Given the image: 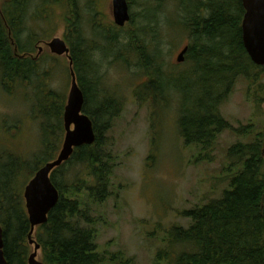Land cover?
Listing matches in <instances>:
<instances>
[{
    "label": "rangeland",
    "instance_id": "rangeland-1",
    "mask_svg": "<svg viewBox=\"0 0 264 264\" xmlns=\"http://www.w3.org/2000/svg\"><path fill=\"white\" fill-rule=\"evenodd\" d=\"M89 2L82 0L80 4L83 34L88 47L97 45L99 49L89 58L91 67L86 77L101 92V101L105 97L114 98L121 106L102 142L103 150L112 156L110 197L103 203L87 201L85 196L81 201L91 208L95 242L108 261L114 260L109 264L128 261L157 264L158 253L167 247L168 231L173 227L187 229L191 224L182 213L221 199L230 189V178L238 172L236 157H229L230 149L264 135V72L253 86L243 78L234 83L220 107L231 129L217 138L213 148L201 150L187 144L180 135L179 101L162 89L176 85L180 100L179 91L186 90L191 82L190 62L185 60L179 64L177 59L190 44L188 30L182 27L184 13L180 7L195 1L128 0L133 19L123 28L114 23L112 0H97L100 15L91 10ZM64 15V7L45 8L36 0L29 10L27 24L21 29L27 27L24 44L30 35L36 36L32 55L40 62L48 89L58 94L61 102L64 99L66 106L71 88L70 62L66 56L53 55L46 45L55 37L64 39ZM110 27L116 28L122 41L109 50L103 35L111 36ZM132 35L149 46L154 59L157 49V62L166 76L187 71L184 78L162 77L164 85L161 89L156 86L157 103L145 96L143 87L150 78L140 67L136 53L127 50L126 38ZM148 92L155 94V85ZM35 104L32 88H18L9 94L0 82V182L17 162L23 161L32 168L45 164L48 155L43 146V126L57 130L63 123L64 128V114L56 120L40 118ZM105 123V119L100 121V125ZM56 136L60 137V143L54 146L57 150L51 161L62 148L65 130L57 131ZM49 139L54 141V137ZM28 170L18 173L16 183L24 206L25 187L38 171ZM58 175L60 179L64 175L63 182L72 184L85 177L86 169L80 165L67 166ZM187 250L184 246L180 249ZM33 252L34 246H30L29 256ZM38 258L42 259L41 251Z\"/></svg>",
    "mask_w": 264,
    "mask_h": 264
},
{
    "label": "trees",
    "instance_id": "trees-1",
    "mask_svg": "<svg viewBox=\"0 0 264 264\" xmlns=\"http://www.w3.org/2000/svg\"><path fill=\"white\" fill-rule=\"evenodd\" d=\"M34 1L0 0V82L9 94L18 88H32L37 116L56 120L64 114L65 101L61 102L60 96L48 89L40 62L32 55L36 36L30 35L28 43L23 42L27 27L24 30L21 27L27 24ZM81 1L38 0L45 8L53 5L66 10L63 16L64 40L70 48L74 70L85 95L84 113L93 121L97 135L94 145L76 149L72 158L52 174L60 200L50 213L48 222L37 228L34 236L41 246V260L46 264H109L114 261H108L100 253L95 242V220L90 217L91 208L81 199L85 196L87 201L103 203L110 197L112 156L103 150L102 142L110 121L118 115L121 105L114 98L105 97L101 101V92L87 80L91 67L89 58L99 48L97 45L87 46L82 29ZM194 1L180 7L184 13L182 27L188 30L190 38L185 60L190 62L192 69L188 88L179 91L180 100L176 85L164 88L161 81L163 76L168 80L187 77V71L166 76L157 62V49L154 59L149 46L133 35L126 38L129 42L127 50L136 53L140 67L150 78L143 87L145 96L157 103L156 86L160 89L163 86L168 94L175 95L180 104V135L187 144L209 150L224 131L231 129L220 107L234 83L243 78L253 86L258 83L264 68L251 61L243 44L242 18L245 9L242 0ZM89 3L91 10L100 15L97 0H90ZM109 31L113 35L104 34L103 41L110 50L122 39L117 35L116 28L110 27ZM154 85L155 94L148 92V88ZM91 105H96V108ZM104 119L106 123L100 125ZM56 129L43 126V146L48 155L45 164L54 158L53 152L57 150L54 146L60 143L56 133L59 130L64 132L63 123ZM49 137H54V141ZM262 138L264 135L260 134L251 143L238 144L230 149L229 157H236L235 165L238 167V172L230 178V189L224 192L221 199L182 213L184 218L191 220V224L187 229L173 227L168 231L167 247L158 253L157 264H264ZM15 164L17 166L6 172L0 182V224L4 228V251L8 264H28L30 222L16 183L20 171L29 169L36 172L45 164H36L33 168L23 161ZM74 165L84 166L86 175L72 184H66L63 182L64 175L60 179L58 174L63 168ZM182 246L189 250L180 251ZM129 263L131 261L126 264Z\"/></svg>",
    "mask_w": 264,
    "mask_h": 264
},
{
    "label": "water",
    "instance_id": "water-1",
    "mask_svg": "<svg viewBox=\"0 0 264 264\" xmlns=\"http://www.w3.org/2000/svg\"><path fill=\"white\" fill-rule=\"evenodd\" d=\"M242 3L245 9L242 21L244 47L251 61L264 68V0H242ZM112 6L115 25L119 28L125 27L131 21L128 0H112ZM46 45L53 55L68 58L71 88L64 111L65 138L62 148L56 159L46 163L36 172L24 190L25 208L30 222L28 241L34 246V252L28 257V264H46L38 258L41 246L34 236L37 228L48 222L50 213L60 200L59 190L52 181L53 172L67 163L76 149L92 146L97 140L93 121L84 113L85 95L79 85L67 42L63 38L55 37ZM188 50L189 48L185 47L179 54V64L185 61ZM4 249V228L0 224V264H8Z\"/></svg>",
    "mask_w": 264,
    "mask_h": 264
},
{
    "label": "bare ground",
    "instance_id": "bare-ground-1",
    "mask_svg": "<svg viewBox=\"0 0 264 264\" xmlns=\"http://www.w3.org/2000/svg\"><path fill=\"white\" fill-rule=\"evenodd\" d=\"M187 47H189V46H187Z\"/></svg>",
    "mask_w": 264,
    "mask_h": 264
}]
</instances>
